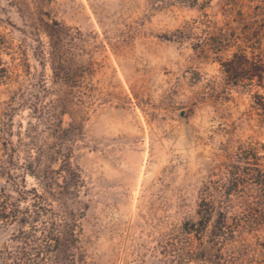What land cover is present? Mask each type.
Wrapping results in <instances>:
<instances>
[{
	"label": "rangeland",
	"instance_id": "obj_1",
	"mask_svg": "<svg viewBox=\"0 0 264 264\" xmlns=\"http://www.w3.org/2000/svg\"><path fill=\"white\" fill-rule=\"evenodd\" d=\"M224 1L0 0L9 68L0 73V188L11 142L27 141L33 120L28 108L13 111L11 99L41 71L30 33L37 20L79 30L80 60L92 64L97 92L71 158L85 186L90 264H182L168 242L196 218L227 157L253 146L264 164V71L233 69L247 45L250 61L264 60V37L245 34L246 20ZM12 229L0 222V248Z\"/></svg>",
	"mask_w": 264,
	"mask_h": 264
},
{
	"label": "trees",
	"instance_id": "obj_2",
	"mask_svg": "<svg viewBox=\"0 0 264 264\" xmlns=\"http://www.w3.org/2000/svg\"><path fill=\"white\" fill-rule=\"evenodd\" d=\"M174 1L205 8L213 0ZM224 2L226 12L236 10L246 20L245 34L262 41L264 0ZM30 33L37 43L34 55L41 71L11 99L13 111L28 108L33 120L26 126L27 141L21 137L18 145L11 142L2 168L6 185L0 188V222L13 229L0 248V264H90L81 224L87 207L81 200L85 186L71 158L83 133L88 104L97 92L92 64L80 60L79 30L41 18ZM245 47L240 56L234 54L238 68L233 69L243 70L247 63L252 73L264 71V60L252 57L250 61L249 46ZM2 51L0 42V73L9 72ZM29 68L25 72L30 75ZM260 159L253 146L238 148L227 157L217 180L201 193L196 218L185 220L179 234L170 238L171 256L182 264L263 263L264 164ZM28 176L34 183H28Z\"/></svg>",
	"mask_w": 264,
	"mask_h": 264
}]
</instances>
